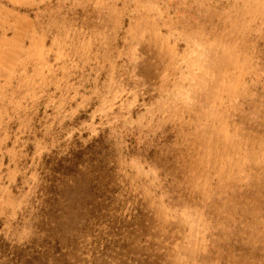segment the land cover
Instances as JSON below:
<instances>
[{
	"label": "rangeland",
	"instance_id": "1",
	"mask_svg": "<svg viewBox=\"0 0 264 264\" xmlns=\"http://www.w3.org/2000/svg\"><path fill=\"white\" fill-rule=\"evenodd\" d=\"M148 8L181 63L114 65L101 126L0 202V264H264V0Z\"/></svg>",
	"mask_w": 264,
	"mask_h": 264
},
{
	"label": "crops",
	"instance_id": "2",
	"mask_svg": "<svg viewBox=\"0 0 264 264\" xmlns=\"http://www.w3.org/2000/svg\"><path fill=\"white\" fill-rule=\"evenodd\" d=\"M13 1L30 12L0 24V202L6 207L33 162L70 146L85 126H101L109 100L103 90L111 87L106 81L114 79L115 64L181 63L172 51L167 57L172 36L151 22L150 0H136L140 10L135 0Z\"/></svg>",
	"mask_w": 264,
	"mask_h": 264
}]
</instances>
